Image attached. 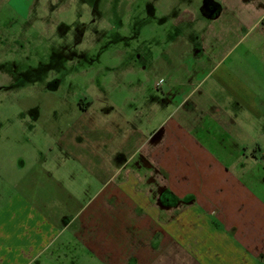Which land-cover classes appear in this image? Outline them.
Here are the masks:
<instances>
[{"label": "crops", "instance_id": "crops-1", "mask_svg": "<svg viewBox=\"0 0 264 264\" xmlns=\"http://www.w3.org/2000/svg\"><path fill=\"white\" fill-rule=\"evenodd\" d=\"M235 66L152 62L149 125L80 121L57 154L12 162L0 264H264V79Z\"/></svg>", "mask_w": 264, "mask_h": 264}, {"label": "rangeland", "instance_id": "rangeland-1", "mask_svg": "<svg viewBox=\"0 0 264 264\" xmlns=\"http://www.w3.org/2000/svg\"><path fill=\"white\" fill-rule=\"evenodd\" d=\"M207 3L220 18L203 12ZM263 17L264 0H29L23 22L0 12V188L16 176L12 162L57 154L80 121L134 124L142 111L136 124L149 125L141 98L162 75L152 62H234L259 87ZM87 102L94 110L83 116Z\"/></svg>", "mask_w": 264, "mask_h": 264}, {"label": "clouds", "instance_id": "clouds-1", "mask_svg": "<svg viewBox=\"0 0 264 264\" xmlns=\"http://www.w3.org/2000/svg\"><path fill=\"white\" fill-rule=\"evenodd\" d=\"M29 9V0H6L0 12L6 17L8 15L17 16L21 22L27 17Z\"/></svg>", "mask_w": 264, "mask_h": 264}, {"label": "flooded vegetation", "instance_id": "flooded-vegetation-1", "mask_svg": "<svg viewBox=\"0 0 264 264\" xmlns=\"http://www.w3.org/2000/svg\"><path fill=\"white\" fill-rule=\"evenodd\" d=\"M206 6H205V10H207V11H210L208 8H213L214 9V4L207 3Z\"/></svg>", "mask_w": 264, "mask_h": 264}, {"label": "built area", "instance_id": "built-area-1", "mask_svg": "<svg viewBox=\"0 0 264 264\" xmlns=\"http://www.w3.org/2000/svg\"><path fill=\"white\" fill-rule=\"evenodd\" d=\"M262 22L264 23V20Z\"/></svg>", "mask_w": 264, "mask_h": 264}]
</instances>
